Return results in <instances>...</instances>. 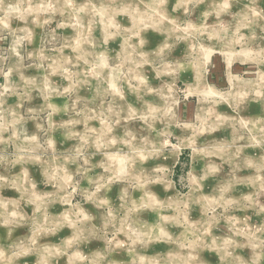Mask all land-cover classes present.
Listing matches in <instances>:
<instances>
[{"label": "rangeland", "instance_id": "1", "mask_svg": "<svg viewBox=\"0 0 264 264\" xmlns=\"http://www.w3.org/2000/svg\"><path fill=\"white\" fill-rule=\"evenodd\" d=\"M0 264H264V0H0Z\"/></svg>", "mask_w": 264, "mask_h": 264}]
</instances>
